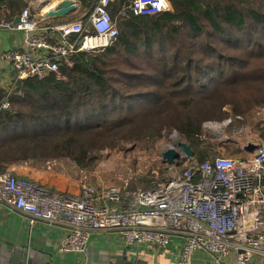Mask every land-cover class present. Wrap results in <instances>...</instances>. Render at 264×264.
Masks as SVG:
<instances>
[{
  "label": "trees",
  "instance_id": "trees-1",
  "mask_svg": "<svg viewBox=\"0 0 264 264\" xmlns=\"http://www.w3.org/2000/svg\"><path fill=\"white\" fill-rule=\"evenodd\" d=\"M75 1L86 11L97 2ZM166 1L170 10L136 16L131 0H111L119 35L110 47L92 63L74 55L61 67L67 82L28 78L14 87L10 109L0 111V172L62 158L94 170L105 150L151 151L173 130L190 144L226 108L242 115L264 106V0ZM6 96L0 91V103ZM141 182L128 188L157 183Z\"/></svg>",
  "mask_w": 264,
  "mask_h": 264
},
{
  "label": "built area",
  "instance_id": "built-area-1",
  "mask_svg": "<svg viewBox=\"0 0 264 264\" xmlns=\"http://www.w3.org/2000/svg\"><path fill=\"white\" fill-rule=\"evenodd\" d=\"M110 1L98 0L87 18L61 25H41L28 8L18 22H0V32L25 36L22 50L6 56L16 76L0 111L10 109L19 82L51 77L67 82L61 67H72L74 55L110 47L119 35ZM130 7L136 16L170 10L166 0H131ZM155 181L151 190H130L129 181L121 180V186L99 190L84 184L80 194H68L4 169L0 205L22 214L30 227L45 223L66 229L63 253L86 255L94 233H116L128 246L160 249L180 237L177 264H192L201 251L212 254L217 264H251L264 255V146L249 158L221 155L188 162L182 171Z\"/></svg>",
  "mask_w": 264,
  "mask_h": 264
},
{
  "label": "crops",
  "instance_id": "crops-1",
  "mask_svg": "<svg viewBox=\"0 0 264 264\" xmlns=\"http://www.w3.org/2000/svg\"><path fill=\"white\" fill-rule=\"evenodd\" d=\"M62 1L0 0V22L6 21L11 15H14V12H16L14 18L16 21L23 6L24 9H30L32 16L41 25H61L74 22L87 18L93 10H83L80 4L75 1L76 9L67 17L48 18L47 13ZM15 9H18V12ZM121 14L125 15L124 13ZM24 40L23 33L0 32V91L7 92L16 76L13 65L7 60L6 56L9 52L21 51ZM260 145H264V140ZM250 156L252 155L245 153V157L249 158ZM41 180L40 183L48 189L68 194H80L83 187V183L76 173L51 179L44 177L43 181ZM96 188L100 190L107 187L97 186ZM67 235L68 232L61 226L38 223L34 227H30L22 214L0 205V250L4 249L3 251L10 256L15 255L16 249H25L26 253L32 250L41 253V257H47L53 264H87L90 256L92 258L107 256L114 262L116 257L122 255L126 256L128 262L135 264H177L183 244L180 237H174L166 249L155 246H128L116 233H94L90 237L86 255H75L61 251ZM39 260L43 261V259ZM234 260L235 254L231 256V262H234ZM192 264L217 263L212 254L201 251L194 255ZM251 264H264V255H256Z\"/></svg>",
  "mask_w": 264,
  "mask_h": 264
},
{
  "label": "rangeland",
  "instance_id": "rangeland-1",
  "mask_svg": "<svg viewBox=\"0 0 264 264\" xmlns=\"http://www.w3.org/2000/svg\"><path fill=\"white\" fill-rule=\"evenodd\" d=\"M225 111L227 115L224 119L206 122L203 125V135L188 143L195 152L194 162L221 155L243 158L245 145L261 144L264 140V106L252 107L242 115L234 114L231 108H226ZM181 141L187 142L181 138L178 131L173 130L166 132L151 151L131 145L121 150H105L101 153L97 167L90 171L78 169L68 158L29 162L6 169L39 184L40 179L43 181L44 177L51 179L76 173L83 185L110 188L120 186L121 180H128L129 186L131 184L132 187L141 188L144 185L141 182L143 177H147L151 182L157 177L164 180L174 170L180 172L187 166L188 162L184 161L181 167L177 165L168 167L161 156L169 147L179 149L177 144ZM240 150L243 154L238 153Z\"/></svg>",
  "mask_w": 264,
  "mask_h": 264
},
{
  "label": "water",
  "instance_id": "water-1",
  "mask_svg": "<svg viewBox=\"0 0 264 264\" xmlns=\"http://www.w3.org/2000/svg\"><path fill=\"white\" fill-rule=\"evenodd\" d=\"M76 9L75 0H63L58 5H56L51 11L47 13L48 18H65L70 13ZM19 19H16L18 22ZM88 60L92 63L94 55L92 53L88 54ZM179 148L182 149L184 155H180L179 151L175 147H170L162 153L163 162H165L168 167H173L177 165V162L183 160L185 162H193L195 157V152L192 147L187 142H179L177 144ZM260 144L248 143L244 147V152L246 154L253 155L259 148ZM4 250V249H3ZM0 250V264H53L47 257H41V253L36 251H29L26 253L25 249H16L15 255L10 256L5 251ZM43 259V261L39 260ZM41 261V262H40ZM87 264H135L128 262L125 255L116 257L115 261L112 262L110 257H89ZM139 264V263H138Z\"/></svg>",
  "mask_w": 264,
  "mask_h": 264
}]
</instances>
